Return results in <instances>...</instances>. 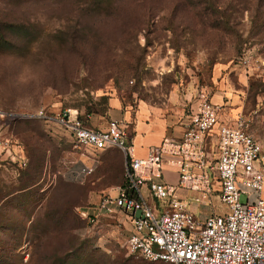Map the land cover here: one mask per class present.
<instances>
[{
    "label": "rangeland",
    "instance_id": "rangeland-1",
    "mask_svg": "<svg viewBox=\"0 0 264 264\" xmlns=\"http://www.w3.org/2000/svg\"><path fill=\"white\" fill-rule=\"evenodd\" d=\"M222 82L233 91H217ZM192 85L264 148V0H0V107L51 119L10 128L29 165L0 168V264H168L129 255L120 213L96 227L79 217L116 195L125 156L87 159L55 119L78 110L100 129L116 99L131 113L120 121L131 140L140 105L187 115ZM93 159L94 172L76 178ZM226 210L214 199L216 213Z\"/></svg>",
    "mask_w": 264,
    "mask_h": 264
},
{
    "label": "built area",
    "instance_id": "built-area-1",
    "mask_svg": "<svg viewBox=\"0 0 264 264\" xmlns=\"http://www.w3.org/2000/svg\"><path fill=\"white\" fill-rule=\"evenodd\" d=\"M207 88L189 101L185 132L166 136L146 157L135 154L120 121L106 129L89 125L86 115L65 109L55 119L87 159L118 149L125 156L124 182L115 196L78 211L88 226L120 213L127 226L129 255L168 264H264V148L245 128L242 117L224 119L225 106L213 103ZM51 120L41 109L23 119L0 107V168H28L29 156L10 128L18 120ZM76 178L91 175L96 161L83 162ZM174 171L173 185L165 176ZM218 198L226 212L214 211ZM196 207L212 213L199 218Z\"/></svg>",
    "mask_w": 264,
    "mask_h": 264
},
{
    "label": "crops",
    "instance_id": "crops-1",
    "mask_svg": "<svg viewBox=\"0 0 264 264\" xmlns=\"http://www.w3.org/2000/svg\"><path fill=\"white\" fill-rule=\"evenodd\" d=\"M187 91H197V89L192 85L188 86ZM217 91L233 90L228 84L222 82L221 87ZM220 106L223 105L220 104ZM177 113L178 115L176 117H164L157 109L149 108L147 105L139 106L134 118L133 136L130 140L135 147L137 157H146L148 150L158 145L166 136L180 137L183 135L187 123V115H184L180 110ZM108 120L130 121L132 120V116L128 110L123 109L122 103L119 100L111 99L107 112V123L100 129H106L108 127ZM165 176L169 183L173 185L177 184L178 177L174 171L167 169ZM193 209L201 219H205L212 213L210 207H201L200 209L193 207ZM202 211L203 213H201Z\"/></svg>",
    "mask_w": 264,
    "mask_h": 264
},
{
    "label": "trees",
    "instance_id": "trees-1",
    "mask_svg": "<svg viewBox=\"0 0 264 264\" xmlns=\"http://www.w3.org/2000/svg\"><path fill=\"white\" fill-rule=\"evenodd\" d=\"M87 115L90 116V113H87ZM109 150H111V149H109ZM106 151H108V150H106ZM103 152H105V151H103ZM148 262H149V261H148Z\"/></svg>",
    "mask_w": 264,
    "mask_h": 264
}]
</instances>
